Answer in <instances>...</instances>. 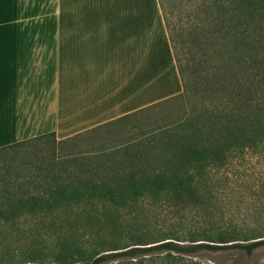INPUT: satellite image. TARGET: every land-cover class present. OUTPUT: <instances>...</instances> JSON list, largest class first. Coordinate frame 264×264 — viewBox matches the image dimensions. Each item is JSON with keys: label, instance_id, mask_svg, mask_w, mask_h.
<instances>
[{"label": "trees", "instance_id": "1", "mask_svg": "<svg viewBox=\"0 0 264 264\" xmlns=\"http://www.w3.org/2000/svg\"><path fill=\"white\" fill-rule=\"evenodd\" d=\"M159 4L182 91L144 108L178 98L186 108L147 130L142 140L96 150L37 158L30 146L45 138L67 143L144 108L64 139L48 132L0 146V158L11 153L10 164L0 168V239L34 237L18 243L20 252L8 250L2 264H211L199 258L202 251L249 257L264 248V225L200 223L150 231L117 222L119 207L143 200L206 207L214 171L229 167L247 149L264 146V0H196L201 16L193 63L181 62L180 40L175 42L177 33L170 32L162 0ZM29 161L36 171L18 174ZM99 214L105 222L90 238L78 241L72 231L61 230L54 251L46 250L42 235L52 226L79 220L90 225ZM25 221H30L26 227Z\"/></svg>", "mask_w": 264, "mask_h": 264}, {"label": "crops", "instance_id": "2", "mask_svg": "<svg viewBox=\"0 0 264 264\" xmlns=\"http://www.w3.org/2000/svg\"><path fill=\"white\" fill-rule=\"evenodd\" d=\"M181 87L159 0H0V146L64 139Z\"/></svg>", "mask_w": 264, "mask_h": 264}, {"label": "rangeland", "instance_id": "3", "mask_svg": "<svg viewBox=\"0 0 264 264\" xmlns=\"http://www.w3.org/2000/svg\"><path fill=\"white\" fill-rule=\"evenodd\" d=\"M162 2L166 18H168L170 32L174 33L176 31L175 42L180 40L178 50L181 62L193 63L191 57L198 52V45L193 42V34L195 35L198 32L197 26L201 16L198 15L199 11L195 8L196 0H162ZM177 85L178 82L175 84L176 88ZM171 86L173 87V84ZM166 88L169 89L167 86ZM160 91L162 92V90ZM181 91L182 87L177 93ZM184 108L186 107H184L183 101L178 98L166 104L144 108V110L115 122L109 127L106 126L107 128L100 131L84 132L76 139L64 144H57L50 138H45L37 141L36 144H31L33 147H30L33 148V153H36L37 158H40V154L59 157L83 149H100L107 144L142 140L147 130L170 121L180 114ZM19 151L23 152L25 150ZM10 154L0 158V168L10 164V159H8ZM36 160L34 159V161ZM16 165L24 167L25 164L20 165L17 163ZM26 166L23 171L17 168V170H20L17 173L26 175L30 173V170L36 171L33 166L31 167L30 161ZM206 189H209L206 192L209 199L205 202L207 206L204 208H191L190 205L179 207L177 203L170 201L143 200L129 206L119 207L116 212L117 222L122 224L123 227H144V229H157L158 231L186 229L200 223L218 225L231 222L249 228L264 225V146L247 149L229 167L221 171H214L208 180ZM99 216L90 225H87L83 220L72 222L70 226L58 227L51 225L52 229L47 234L42 235V239L45 238L43 244L46 246V250L54 251L61 230L72 231L73 236L78 238V241L90 238L105 222L106 218L102 219L101 214ZM29 223L30 221H25L22 226L26 227ZM46 224L48 225V223ZM14 237L8 235L6 239H0V258L8 250L20 252L21 248L19 246L22 245L18 243L25 245L34 238L26 233L18 235L19 239L17 241ZM95 251L94 248L87 250V255H92ZM199 258L211 264H264V248L256 250L249 257L235 255L229 250L202 251ZM0 264H2L1 261ZM28 264H36V262ZM41 264L56 263L46 262Z\"/></svg>", "mask_w": 264, "mask_h": 264}]
</instances>
